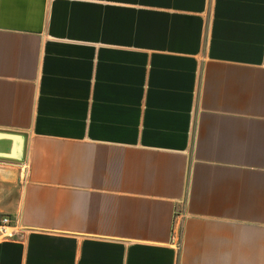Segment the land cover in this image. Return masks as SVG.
I'll return each instance as SVG.
<instances>
[{"label": "crops", "instance_id": "1", "mask_svg": "<svg viewBox=\"0 0 264 264\" xmlns=\"http://www.w3.org/2000/svg\"><path fill=\"white\" fill-rule=\"evenodd\" d=\"M0 264H264V0H0Z\"/></svg>", "mask_w": 264, "mask_h": 264}, {"label": "water", "instance_id": "2", "mask_svg": "<svg viewBox=\"0 0 264 264\" xmlns=\"http://www.w3.org/2000/svg\"><path fill=\"white\" fill-rule=\"evenodd\" d=\"M8 135L9 137L13 138H17L21 140V144L19 145V151L16 155L13 156L14 159L16 160H22L23 159V151H24V135L22 133H10V132H3L0 131V135Z\"/></svg>", "mask_w": 264, "mask_h": 264}, {"label": "built area", "instance_id": "3", "mask_svg": "<svg viewBox=\"0 0 264 264\" xmlns=\"http://www.w3.org/2000/svg\"><path fill=\"white\" fill-rule=\"evenodd\" d=\"M9 222L10 219L8 217H2L0 219V235L6 236L9 234Z\"/></svg>", "mask_w": 264, "mask_h": 264}]
</instances>
